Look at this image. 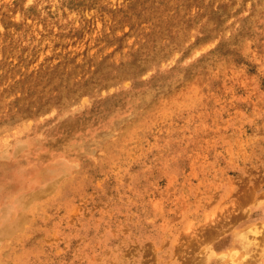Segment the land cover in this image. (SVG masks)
<instances>
[{"label": "rangeland", "instance_id": "obj_1", "mask_svg": "<svg viewBox=\"0 0 264 264\" xmlns=\"http://www.w3.org/2000/svg\"><path fill=\"white\" fill-rule=\"evenodd\" d=\"M253 226L264 0H0V264H230Z\"/></svg>", "mask_w": 264, "mask_h": 264}, {"label": "bare ground", "instance_id": "obj_2", "mask_svg": "<svg viewBox=\"0 0 264 264\" xmlns=\"http://www.w3.org/2000/svg\"><path fill=\"white\" fill-rule=\"evenodd\" d=\"M11 225V229L15 226H18L19 220L14 221ZM249 233L250 237L244 234H236L233 242L237 241L238 244L243 248L244 253L239 257L235 258V252H228L230 264H264V238L263 233L257 227L253 226ZM257 236L259 240L255 241ZM233 244V243H232ZM235 244V243H234ZM251 247H254L253 249ZM229 251V250H228ZM248 252H251L248 254ZM212 251L208 253H202V255H194L189 258L188 264H209L213 262L214 264H223L221 257L214 258L212 260ZM259 256V257H258ZM220 259V263L218 260ZM243 260V261H242ZM228 262V261H227ZM259 262V263H258Z\"/></svg>", "mask_w": 264, "mask_h": 264}]
</instances>
